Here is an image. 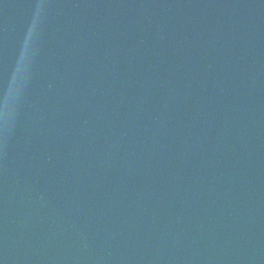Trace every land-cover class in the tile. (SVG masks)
I'll use <instances>...</instances> for the list:
<instances>
[{
  "label": "water",
  "instance_id": "obj_1",
  "mask_svg": "<svg viewBox=\"0 0 264 264\" xmlns=\"http://www.w3.org/2000/svg\"><path fill=\"white\" fill-rule=\"evenodd\" d=\"M0 264H264V0H0Z\"/></svg>",
  "mask_w": 264,
  "mask_h": 264
}]
</instances>
